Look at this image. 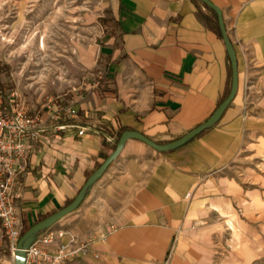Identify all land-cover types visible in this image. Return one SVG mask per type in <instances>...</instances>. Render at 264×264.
I'll list each match as a JSON object with an SVG mask.
<instances>
[{
	"label": "crops",
	"instance_id": "0c3cea01",
	"mask_svg": "<svg viewBox=\"0 0 264 264\" xmlns=\"http://www.w3.org/2000/svg\"><path fill=\"white\" fill-rule=\"evenodd\" d=\"M209 1L222 11L236 54L233 103L174 151L130 139L78 210L28 248L88 247L65 264H264V0ZM108 11L107 26L77 49L92 86L63 106L89 131H53L30 155L12 188L21 221L69 205L114 151L94 127L172 143L229 93L230 56L218 14L203 1L109 0ZM0 264H17L1 231Z\"/></svg>",
	"mask_w": 264,
	"mask_h": 264
},
{
	"label": "rangeland",
	"instance_id": "374dc122",
	"mask_svg": "<svg viewBox=\"0 0 264 264\" xmlns=\"http://www.w3.org/2000/svg\"><path fill=\"white\" fill-rule=\"evenodd\" d=\"M108 9L109 0H0L5 102L15 93L28 111L43 112L67 106L72 93L92 86L77 49L103 30Z\"/></svg>",
	"mask_w": 264,
	"mask_h": 264
},
{
	"label": "built area",
	"instance_id": "2783aa9c",
	"mask_svg": "<svg viewBox=\"0 0 264 264\" xmlns=\"http://www.w3.org/2000/svg\"><path fill=\"white\" fill-rule=\"evenodd\" d=\"M17 99L13 93L5 103L0 84V231L9 241L10 254L15 260V251L23 232L22 221L14 205L18 195L12 193L15 179L26 172L27 160L38 146L51 141V132L72 129L82 137L89 131L87 125L71 122L78 113L70 107L62 106L57 110L52 107L47 111L48 120H44L42 111L30 112ZM92 132L101 134L109 146L116 145L119 140L118 133L105 126L94 127ZM51 238L49 235L46 239ZM87 251V246L74 247L73 243L61 244L54 254L41 252L36 246H31L27 250L26 264H38L42 260L49 264H65L72 257L86 254Z\"/></svg>",
	"mask_w": 264,
	"mask_h": 264
},
{
	"label": "water",
	"instance_id": "95a60500",
	"mask_svg": "<svg viewBox=\"0 0 264 264\" xmlns=\"http://www.w3.org/2000/svg\"><path fill=\"white\" fill-rule=\"evenodd\" d=\"M201 1H203V3H205L208 7L216 10L218 14V20L220 23L222 37L224 38L226 48L230 56L231 68H232L231 87L226 99L220 104L214 115L211 118H209L204 124L192 129L188 134H186L182 138L172 143L157 144L153 142L151 139H149L146 135H143L140 132L133 130H128L124 132L120 136L114 151L109 156H107V158L102 162V164L99 166L97 170L92 172V174L89 177H87L88 179L86 180L85 185L78 192L76 198L69 205L61 208L60 210L56 211V213L51 214L45 219L41 220L40 222L34 224L29 230L26 231L25 234L21 236V238L19 239V243L17 245V249L15 251V256H17L16 257L17 264H26L28 247L38 233H40L43 230L51 228L56 224V222L71 215V213L78 210L79 206L83 203L85 199L87 190L94 183H96L100 179V177L107 171V169L114 163L113 161L121 154L125 144L130 139H136L142 142L143 144L145 143L146 145L152 147L158 152L174 151V149L184 146L191 139L203 134L204 131L207 130V128L215 125L219 121V118L224 114L226 109L233 103L239 89V83H238L239 71L237 68L236 54L234 53L232 42L230 41V38H228L227 36L225 23L223 22V17H222V11L220 10V8L214 6L209 0H201Z\"/></svg>",
	"mask_w": 264,
	"mask_h": 264
},
{
	"label": "trees",
	"instance_id": "16d2710c",
	"mask_svg": "<svg viewBox=\"0 0 264 264\" xmlns=\"http://www.w3.org/2000/svg\"><path fill=\"white\" fill-rule=\"evenodd\" d=\"M100 22H101L102 25L106 26V23H107L106 21H104V20L101 19ZM2 90H3V87H2ZM229 91H230V89H229ZM3 92H4V90H3ZM226 97H227V96H225L224 100L226 99ZM224 100H223V101H224ZM5 103H7V101H6ZM5 105H6V104H5ZM123 133H124V132H122V133L119 134V138H120V136H121ZM106 145H107V144H106ZM115 146H116V145L111 146V147H113V150L116 148ZM100 165H101V164H100ZM100 165H99V166H100ZM98 168H99V167H98ZM91 174H92V172L88 173V177H89ZM71 202H72V201H71ZM71 202H70V203H71ZM48 216H49V215L41 216V218H39V219H37V220H33L32 222H30L28 218L23 219V220H22V226H23V232H22V235L25 234L26 231L29 230L34 224L40 222L41 220L45 219V218L48 217ZM46 230H47V229H46ZM43 231H45V230H43ZM43 231H41V232H43ZM41 232L38 233L37 235L41 234Z\"/></svg>",
	"mask_w": 264,
	"mask_h": 264
},
{
	"label": "bare ground",
	"instance_id": "6f19581e",
	"mask_svg": "<svg viewBox=\"0 0 264 264\" xmlns=\"http://www.w3.org/2000/svg\"><path fill=\"white\" fill-rule=\"evenodd\" d=\"M43 41V40H42ZM41 44H43V42H41ZM45 46V44H43V47Z\"/></svg>",
	"mask_w": 264,
	"mask_h": 264
}]
</instances>
